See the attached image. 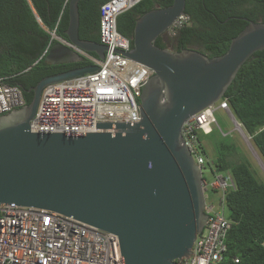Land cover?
I'll return each mask as SVG.
<instances>
[{
	"label": "water",
	"instance_id": "water-1",
	"mask_svg": "<svg viewBox=\"0 0 264 264\" xmlns=\"http://www.w3.org/2000/svg\"><path fill=\"white\" fill-rule=\"evenodd\" d=\"M81 1L69 2L68 41L104 59L107 46L80 39ZM185 10L186 0H174L136 21L125 56L154 72L142 85L138 123H101L91 134L31 132L43 90L94 73L93 65L44 78L30 104L0 117V205L48 210L115 234L125 264H177L191 256L208 215L202 171L182 126L219 103L240 69L264 50V23L250 22L225 54L213 58L158 47ZM44 61L83 58L57 43Z\"/></svg>",
	"mask_w": 264,
	"mask_h": 264
},
{
	"label": "built area",
	"instance_id": "built-area-1",
	"mask_svg": "<svg viewBox=\"0 0 264 264\" xmlns=\"http://www.w3.org/2000/svg\"><path fill=\"white\" fill-rule=\"evenodd\" d=\"M141 1L110 0L101 7L100 43L107 46L104 59L59 37L56 31L50 33L47 52L54 41L61 43L98 70L48 85L31 122L32 133L91 134L101 123L140 121L142 85L154 72L125 56L132 43L118 31L117 18ZM188 20L182 15L168 34L174 37ZM6 80L0 78V117L27 105L22 90ZM218 104L230 114L226 99ZM215 106L190 117L182 126L185 144L202 171L208 220L191 256L177 264H224L226 238L233 228L226 214L225 195L235 189L234 181L229 173L212 171L213 162L203 153L199 140L200 133L209 135L217 124ZM210 195L213 198L208 201ZM0 264H125V260L115 234L55 212L12 204L0 205Z\"/></svg>",
	"mask_w": 264,
	"mask_h": 264
},
{
	"label": "trees",
	"instance_id": "trees-1",
	"mask_svg": "<svg viewBox=\"0 0 264 264\" xmlns=\"http://www.w3.org/2000/svg\"><path fill=\"white\" fill-rule=\"evenodd\" d=\"M110 0H83L79 3L81 40L100 43L101 7ZM70 0H0V78L18 86L26 104L33 101L32 89L44 78L78 67L80 63L49 65L44 59L51 32L68 40ZM174 0H142L117 18L118 31L132 43L138 18ZM189 20L174 37L168 33L156 45L180 52L197 50L209 58L225 54L231 41L250 22L264 23V0H186ZM57 44L53 42L52 46ZM47 52V53H46ZM95 55V54H94ZM234 118L251 137L264 163V50L257 52L240 69L223 97ZM211 136L213 138L208 139ZM203 153L213 162L214 173H229L235 189L225 195L227 218L233 228L226 238L224 264H264V180L240 147L224 131L200 133ZM258 175V176H257ZM210 195L208 201L212 199Z\"/></svg>",
	"mask_w": 264,
	"mask_h": 264
},
{
	"label": "rangeland",
	"instance_id": "rangeland-1",
	"mask_svg": "<svg viewBox=\"0 0 264 264\" xmlns=\"http://www.w3.org/2000/svg\"><path fill=\"white\" fill-rule=\"evenodd\" d=\"M215 109L216 111L214 112V117L217 121V124L213 125V129L216 132L224 131L226 134L235 137L246 156H248L257 172L264 180V163L254 148L250 136L247 134L242 125L239 126L237 123H234L231 115L228 114L226 110L222 109L218 103L216 104ZM211 138L213 137H208V139Z\"/></svg>",
	"mask_w": 264,
	"mask_h": 264
},
{
	"label": "flooded vegetation",
	"instance_id": "flooded-vegetation-1",
	"mask_svg": "<svg viewBox=\"0 0 264 264\" xmlns=\"http://www.w3.org/2000/svg\"><path fill=\"white\" fill-rule=\"evenodd\" d=\"M166 37V36H165Z\"/></svg>",
	"mask_w": 264,
	"mask_h": 264
}]
</instances>
